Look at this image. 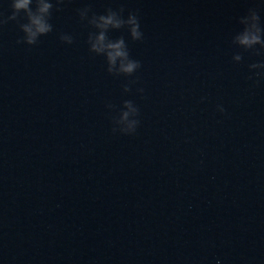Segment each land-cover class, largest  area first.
<instances>
[{"label":"water","instance_id":"obj_1","mask_svg":"<svg viewBox=\"0 0 264 264\" xmlns=\"http://www.w3.org/2000/svg\"><path fill=\"white\" fill-rule=\"evenodd\" d=\"M52 2L36 44L0 28V264H264V55L232 43L254 0ZM86 6L139 16L142 40L107 33L131 76L89 50Z\"/></svg>","mask_w":264,"mask_h":264},{"label":"clouds","instance_id":"obj_2","mask_svg":"<svg viewBox=\"0 0 264 264\" xmlns=\"http://www.w3.org/2000/svg\"><path fill=\"white\" fill-rule=\"evenodd\" d=\"M60 2L61 0H56L57 4ZM33 4L35 7L32 6ZM53 6L52 0H9L11 12L5 15L3 11H0V28L9 21H15L24 34L18 38L17 43L34 45L40 36L53 30V26L49 22ZM260 7L261 5L254 0V6L249 7L247 13L239 17V23L243 26L242 30L232 38L234 45L245 51L251 50L254 55H264V26L261 24ZM77 11L81 20H87L88 24L96 29L88 35L89 50L105 57L109 73L117 76H131L140 68V61L130 57L124 37L111 39L107 35L110 29L127 28L132 40H142L143 33L140 30L139 16L136 12L130 11L127 18H124L122 7L118 10L109 7L104 14L92 13L91 16L88 15L91 9L87 6ZM60 39L69 44L73 42V37L68 34H61ZM256 45L260 47L256 48ZM242 58V54L239 52L233 55V60L237 62ZM249 68L264 69V61L251 63ZM255 75L260 76L264 73L257 72ZM124 91H130L128 84L124 85ZM138 91L142 92L143 89H138ZM109 107L113 106L109 105ZM217 109L221 113L225 112L223 105L218 104ZM138 117L139 108L131 100H124L118 115L112 118L114 125L112 131L134 134L140 124Z\"/></svg>","mask_w":264,"mask_h":264}]
</instances>
